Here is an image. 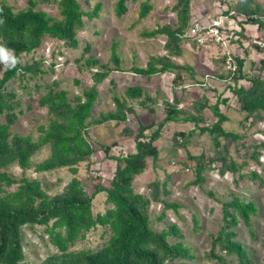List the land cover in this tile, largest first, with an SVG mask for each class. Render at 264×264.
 Instances as JSON below:
<instances>
[{
	"label": "rangeland",
	"instance_id": "374dc122",
	"mask_svg": "<svg viewBox=\"0 0 264 264\" xmlns=\"http://www.w3.org/2000/svg\"><path fill=\"white\" fill-rule=\"evenodd\" d=\"M7 1L16 9L28 4V0ZM58 1H40L37 7L61 17ZM81 1L86 6H94L101 1L102 9L99 16L93 19L86 17V24L78 34L79 46L69 47L64 40L47 35L38 48L24 53L23 69L8 81L7 89L17 95L12 109L18 117L14 131L38 136L39 124L47 121L48 117L47 107L39 104L40 95L48 91L53 82L67 89L70 95L79 94L83 87L92 86L94 69L83 63L84 56L92 53L108 62L114 43H117L123 60L122 69L112 71L98 83L99 96L93 115L113 110L116 107L114 95L126 98L125 89L129 85H142L154 99L143 106L139 99L128 98L135 112L129 113L124 122H91L87 138L95 150L75 165L76 171L68 165L37 170V163L44 161L51 153L47 146L34 154L29 167L23 168L14 162L7 170L17 177L27 175L39 179L50 195L62 192L76 176L88 194L94 193L93 213H104L111 203L107 200L106 191L96 189L110 184L116 170L115 157L136 149L135 137L123 135V127L128 125L137 132L142 124L147 126V134L159 128L155 142L159 155L157 158L149 157L146 169L134 180L136 191L152 199L149 210L152 225L157 228L165 225L164 219L159 218L164 209L162 198L179 202L178 210H164L165 218L177 222L182 228L185 240L198 255L195 264H216L209 250L212 234L217 232L222 223V201L229 199L233 193L240 194L254 199L258 211L252 215L251 226L243 220L237 225L238 238L250 249L254 264H264V112L250 115L243 110L238 95L231 87L235 81L220 76L232 75L231 66L226 62L228 55L233 59H245V74L264 76L261 61L264 48L260 51L254 46L259 44L256 39L264 41V28L252 23L242 25L239 19L232 17L230 8L242 0H193L189 25L181 40L184 52L174 58L182 64H192L195 75L189 74L185 83L179 85L174 83L172 71L149 77L132 69L134 65L146 66L153 55L168 54L165 47L167 36L164 33L146 35L144 32L164 24L175 26L178 21L175 9L177 0H152L153 8L145 17L139 16L141 0H129L128 10L123 15L115 11L116 0ZM252 1L253 5L259 4L264 9V0ZM196 19L205 24H210L214 19L221 20V39L196 42L188 35L189 26ZM86 44L90 45L89 51L86 50ZM261 46L264 47V44ZM6 67L0 62V76ZM249 84L247 78L238 81V85ZM167 99H176L179 107L190 112H201L203 121L195 125L193 120L184 119L183 112L178 111L174 113L175 119L165 120L164 100ZM217 99L221 111L226 115L222 123L224 129L238 134V137L212 133L200 127L211 126L216 120L210 105ZM198 101L206 103L202 110H198ZM6 111L0 113V120H4ZM180 132L185 135H180ZM224 160L235 161L239 169H226L223 172ZM201 162L202 169L199 170ZM253 171H257L259 177H253ZM157 185L158 201L153 197ZM17 187L18 183H14L7 188L14 190ZM110 234L108 225L96 224L86 230L71 248L97 249L108 241ZM23 244L25 264H46L48 256L59 251L45 224H25ZM216 251L219 252L220 248ZM228 260L230 264H239L233 255Z\"/></svg>",
	"mask_w": 264,
	"mask_h": 264
},
{
	"label": "trees",
	"instance_id": "16d2710c",
	"mask_svg": "<svg viewBox=\"0 0 264 264\" xmlns=\"http://www.w3.org/2000/svg\"><path fill=\"white\" fill-rule=\"evenodd\" d=\"M40 1L28 0L24 7L16 9L7 0H0V43L6 44L20 59L14 67H6L0 76V113L6 111L4 120H0V264H25L23 244V226L25 224H45L50 238L59 251L48 256L46 264H195L198 257L194 248L185 240L184 232L175 221L165 218L167 208L178 210L180 203L162 198L164 209L159 215L165 225L157 228L152 225L150 204L152 199L136 191L135 177L142 173L148 164V158H157L159 148L155 143L159 128L147 134V126L140 125L135 132L125 125L123 135L135 137L136 149L124 155L116 156V170L108 186L97 187L96 191H106L111 206L104 213L94 214L92 209L93 194H88L74 176L62 192L50 195L37 178L27 175L17 177L7 167L14 162L27 168L32 164V157L43 147H49L51 153L36 165L39 171L61 166L75 165L85 160L95 148L87 138L90 123L107 121L124 122L128 114L135 112L128 98L139 99L140 104L147 106L154 96L142 85H129L126 98L114 95L116 107L113 110L101 111L93 115L99 96L98 83L112 71L122 69V57L117 43L111 46L110 61L104 62L94 54L84 56L83 63L93 70L94 84L83 87L82 92L70 95L67 89L59 87L57 82L49 85V90L39 97V104L47 107V121L39 124V134H22L14 131L17 114L12 110L16 93L7 89V83L24 67L23 55L33 51L50 35L64 40L69 47L77 48L80 44L79 30L86 24V17L93 19L100 15L102 2L86 6L81 0H59L61 17L54 16L38 8ZM129 0H116L115 11L123 15L128 10ZM193 0H177L175 9L178 21L175 26L164 24L145 31L146 35L164 33L167 36L166 55H153L146 66H132L133 71L143 76H152L167 71L174 72V83L182 85L187 76L195 75L192 64H182L174 56H181L182 36L186 34L191 17ZM88 3V2H87ZM152 0H141L139 16L145 17L152 10ZM232 17L245 23L258 24L264 28V9L253 5L252 0H242L230 8ZM191 26V24H190ZM189 26V27H190ZM242 35V32H239ZM189 36H191L188 33ZM193 39L198 42L194 37ZM86 50L90 45L86 44ZM263 51L261 44H254ZM231 59V60H230ZM226 62L231 64V86L238 95L241 108L248 114L264 112V76H249L243 71L244 58L230 55ZM233 60L235 62L233 63ZM264 65V58L261 60ZM233 65V66H232ZM240 78H247L249 86L238 85ZM79 82V80H77ZM166 103L165 120L175 119L176 111L183 112L182 117L193 120L195 125L203 121L201 112H190L179 107L177 100H164ZM198 110L206 103L198 101ZM216 116L211 126H200L212 133L238 137L236 133L226 131L222 125L226 115L221 111L218 99L210 105ZM180 135H185L180 132ZM222 171H237L235 161L223 162ZM200 163L199 170L202 168ZM253 177H259L253 171ZM18 183V187L9 190L7 187ZM156 186L153 197L158 201L159 192ZM258 211L254 199L233 193L229 199L222 201V223L216 233L212 234L209 255L216 259V264H230L229 256H235L239 264H254L250 249L241 241L237 225L241 220L248 226L252 224V215ZM52 221V225L50 222ZM96 224L108 225L111 229L108 241L97 249L74 250L72 244ZM220 248V251H216Z\"/></svg>",
	"mask_w": 264,
	"mask_h": 264
},
{
	"label": "built area",
	"instance_id": "2783aa9c",
	"mask_svg": "<svg viewBox=\"0 0 264 264\" xmlns=\"http://www.w3.org/2000/svg\"><path fill=\"white\" fill-rule=\"evenodd\" d=\"M222 26L223 24L219 19H214L210 24H205L203 21L196 19L191 23L188 33L200 43H204L209 39L220 40L222 37ZM256 41L259 44H264L262 39H256Z\"/></svg>",
	"mask_w": 264,
	"mask_h": 264
},
{
	"label": "clouds",
	"instance_id": "9594fccd",
	"mask_svg": "<svg viewBox=\"0 0 264 264\" xmlns=\"http://www.w3.org/2000/svg\"><path fill=\"white\" fill-rule=\"evenodd\" d=\"M19 59L6 44L0 43V62H3L5 66L11 68L18 63Z\"/></svg>",
	"mask_w": 264,
	"mask_h": 264
}]
</instances>
